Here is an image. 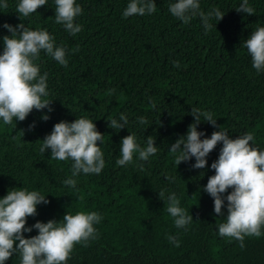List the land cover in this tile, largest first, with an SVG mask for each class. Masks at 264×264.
<instances>
[{"label": "trees", "instance_id": "obj_1", "mask_svg": "<svg viewBox=\"0 0 264 264\" xmlns=\"http://www.w3.org/2000/svg\"><path fill=\"white\" fill-rule=\"evenodd\" d=\"M155 2V13L124 18L130 0H76L82 14L75 23L82 31L75 36L55 23L54 0L22 20L16 11L19 0H7L8 7L0 8V53L3 36L11 35L2 25L24 23L30 30H47L56 46L66 49L68 60L64 67L41 50L35 61L40 74H48L44 99L53 101L52 112L34 109L10 125L0 119V198L12 188L46 196L49 203L37 206L26 227L59 222L66 212H97L102 217L94 224L97 238L87 246L74 245L66 264H264V226L261 237H245L243 248L219 236L227 208L218 217L213 199L202 190L215 174L211 164L222 143L208 155L204 169L192 167L195 158L177 165V154L169 151L194 122L192 108L210 112L232 139L253 133L250 143L264 151V71L252 67L242 47L252 31L264 27V0H249L254 15L235 10L241 0H199L205 13L219 8L225 14L211 21L207 33L199 17L184 24L171 15L169 5L176 0ZM121 114L128 118L126 128H109L107 120L119 121ZM140 117L148 123L140 124ZM76 118L91 119L104 134L97 144L105 167L99 174L72 177L77 184L71 189L63 181L71 177L73 162L51 159L50 150L42 153L40 147L56 123ZM221 129L206 121L197 126L208 138ZM129 134L142 147L151 136L157 152L148 161L134 153L132 163L118 166L121 140ZM162 190L164 199L158 196ZM171 193L193 217L185 228H177L166 211ZM37 234L33 229L24 236ZM5 264H20L19 254Z\"/></svg>", "mask_w": 264, "mask_h": 264}, {"label": "clouds", "instance_id": "obj_2", "mask_svg": "<svg viewBox=\"0 0 264 264\" xmlns=\"http://www.w3.org/2000/svg\"><path fill=\"white\" fill-rule=\"evenodd\" d=\"M54 3L55 23L63 25L73 36L81 32L82 26L75 23V20L82 14V8L76 0H54ZM46 4L47 0H19L16 11L22 20V17H29ZM7 7V0H2L0 8ZM156 10L155 0H130L122 15L124 18L144 16L153 14ZM168 10L184 24L199 17L206 33L213 28L212 20L219 22L225 15L219 8L205 13L200 9L199 0H176L169 5ZM235 10L247 15L255 14V9L249 6V0H241ZM2 27L11 35L3 36V51L0 53V119L5 125H10L14 118L16 122L24 121L34 109L52 112L53 101L44 99L49 96L48 74L45 72L41 75L35 61L43 50L57 63L67 67L66 49L56 46L54 37L47 30H30L24 23L16 26L4 23ZM242 47L247 50L252 67L257 72L264 71V27L252 31L242 42ZM174 66L178 68L179 62H174ZM109 91L111 93L115 89ZM191 113L194 122L189 125L187 133L170 146L169 151L177 154V165L195 158L192 167L204 169L208 155L222 143L218 159L211 164L215 174L208 177L202 190L213 199L214 212L218 217H224L222 209L225 206L227 208L226 222L218 225L219 236L233 238L243 248L245 237H261V228L264 226V151L250 143L254 141L253 133L248 132L232 139L227 131L217 125V120L213 119L210 112L192 108ZM49 118L47 114L42 116L45 121ZM205 121L221 130L214 131L210 138L206 137L204 132L197 131V126ZM107 122L109 128L121 130L126 128L128 118L121 114L119 121L110 119ZM139 123L148 122L140 117ZM34 126L30 125V128ZM103 137L104 134L97 130L91 119L61 121L43 138L40 151L44 153L50 150L51 159H70L73 162L71 177L63 183L76 189L77 181L72 177L81 173L99 174L105 167L104 154L97 144L98 141L103 142ZM119 152L120 158L116 160V164L127 166L133 162L134 153H138V160L148 161L149 157L156 154L157 147L151 136H148L146 146L142 147L135 136L129 134L122 138ZM158 196L164 199L165 192L160 191ZM48 203L46 196L40 192L23 188H12L0 198V264H5L16 253L20 256V264H66L74 245L83 243L87 246L90 239L97 238L94 224L102 219L97 212H78L75 215L66 212L59 222L37 221L26 227L27 218L37 215V206ZM166 205V211L174 218L177 228H185L193 221L192 215L180 207V200L175 193L167 196ZM33 229L38 230V234L25 238L24 233H30ZM168 240L179 247V241L175 237L169 236Z\"/></svg>", "mask_w": 264, "mask_h": 264}]
</instances>
